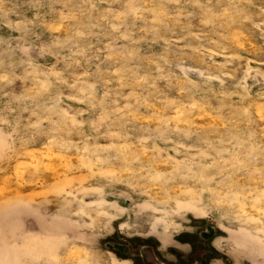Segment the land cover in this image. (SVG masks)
Returning <instances> with one entry per match:
<instances>
[{
	"label": "rangeland",
	"instance_id": "374dc122",
	"mask_svg": "<svg viewBox=\"0 0 264 264\" xmlns=\"http://www.w3.org/2000/svg\"><path fill=\"white\" fill-rule=\"evenodd\" d=\"M0 264H264V0H0Z\"/></svg>",
	"mask_w": 264,
	"mask_h": 264
}]
</instances>
